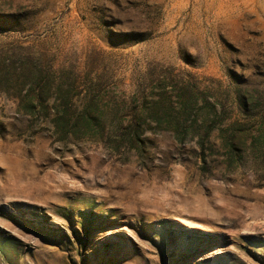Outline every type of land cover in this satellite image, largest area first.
I'll list each match as a JSON object with an SVG mask.
<instances>
[{"label": "rangeland", "instance_id": "1", "mask_svg": "<svg viewBox=\"0 0 264 264\" xmlns=\"http://www.w3.org/2000/svg\"><path fill=\"white\" fill-rule=\"evenodd\" d=\"M0 264H264V0H0Z\"/></svg>", "mask_w": 264, "mask_h": 264}, {"label": "trees", "instance_id": "2", "mask_svg": "<svg viewBox=\"0 0 264 264\" xmlns=\"http://www.w3.org/2000/svg\"><path fill=\"white\" fill-rule=\"evenodd\" d=\"M173 120H175V121H173V123L175 125H171L172 130H174L175 132L181 131L182 130L181 129L182 128V123L177 121L176 119H173Z\"/></svg>", "mask_w": 264, "mask_h": 264}]
</instances>
